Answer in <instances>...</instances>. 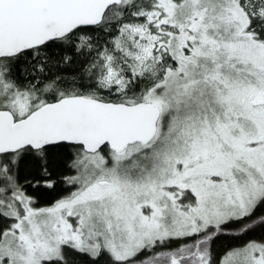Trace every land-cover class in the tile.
I'll return each mask as SVG.
<instances>
[{
  "label": "snow or ice",
  "instance_id": "snow-or-ice-1",
  "mask_svg": "<svg viewBox=\"0 0 264 264\" xmlns=\"http://www.w3.org/2000/svg\"><path fill=\"white\" fill-rule=\"evenodd\" d=\"M0 264H264V0H0Z\"/></svg>",
  "mask_w": 264,
  "mask_h": 264
}]
</instances>
